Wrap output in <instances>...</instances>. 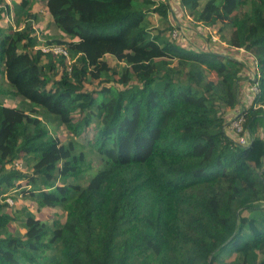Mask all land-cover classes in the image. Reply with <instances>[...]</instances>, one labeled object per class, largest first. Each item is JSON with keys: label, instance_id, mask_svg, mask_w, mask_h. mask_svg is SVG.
Here are the masks:
<instances>
[{"label": "trees", "instance_id": "16d2710c", "mask_svg": "<svg viewBox=\"0 0 264 264\" xmlns=\"http://www.w3.org/2000/svg\"><path fill=\"white\" fill-rule=\"evenodd\" d=\"M36 2L70 63L38 48ZM183 2L228 51L188 42L167 0L0 6V95L21 98L0 100V264H264V0Z\"/></svg>", "mask_w": 264, "mask_h": 264}, {"label": "rangeland", "instance_id": "374dc122", "mask_svg": "<svg viewBox=\"0 0 264 264\" xmlns=\"http://www.w3.org/2000/svg\"><path fill=\"white\" fill-rule=\"evenodd\" d=\"M17 1H21V0H17ZM167 1L169 2L170 7L172 8V11L175 12V15L177 17L175 26L178 27V29L182 32V34L184 35V38L188 42L197 44L198 46L207 48L209 50L228 51V47L225 48L224 47L225 45H223L224 43L220 42V37H219L220 34L218 32H216L214 29L203 28L204 26L198 25L196 21L192 20L191 15H189L190 14L189 9L186 7V5H184L183 0H167ZM5 4L12 5V0H3L0 6H5ZM32 10L38 14V18L36 21H34L33 26L35 29H37L38 35L40 36L39 45L42 42L46 41L48 38L58 37L60 31L58 30V28L55 26V24L51 20V16L48 10L46 9L45 4L43 2H36L33 4ZM13 16L10 18H5L6 20L4 19V21H1L0 25L5 26L6 28H9V26L14 25L15 21L13 20ZM14 19H15V16H14ZM153 20L155 23H159L158 25H160L162 28L165 27V25L161 24L159 17L157 15L153 14ZM219 27H220V24L216 26V29H219ZM229 31L230 29L227 28L224 31V33L228 34ZM44 34H48V37H46ZM210 35H212V37H210ZM241 58H243V60L247 62L246 64L249 67V76L250 77L253 76V73L255 72V64L251 60L243 56H241ZM106 59L110 63L111 66H117V62L112 56H108L106 57ZM56 76H58V74L55 73V77ZM246 87H247L246 81L241 80V87H240L241 92H243L246 89ZM0 100L6 105H9V106L16 105L17 106L20 104L21 98L20 97L9 98V97L0 95ZM248 104L249 102H246V105ZM242 107H245V105H242L240 108ZM235 114L236 113H234L232 117ZM58 132L63 136V138L65 139L67 138L65 128H61ZM228 132L233 133L230 127L228 128ZM88 161L90 162L91 168L89 169V171L84 173L83 175L84 179L81 180L83 183L88 179L89 174L91 172H94L96 168L99 166V159L94 155H89ZM18 165L19 167H22L20 166V162H18ZM9 198L13 202L11 205H13V208H15L16 203L14 202L13 198L11 197ZM24 201L29 202L31 207L35 209V211H38L39 215L43 218V220H47V221L49 220L50 223L53 222L55 219L65 218V213L63 212L61 208H58V207L48 208L47 207V208L38 209V205L36 204V202L30 201L28 199H25ZM261 202L263 203L264 201H261ZM10 230L13 232L19 233V234L23 232V227L19 219H16L13 223H11Z\"/></svg>", "mask_w": 264, "mask_h": 264}, {"label": "built area", "instance_id": "2783aa9c", "mask_svg": "<svg viewBox=\"0 0 264 264\" xmlns=\"http://www.w3.org/2000/svg\"><path fill=\"white\" fill-rule=\"evenodd\" d=\"M13 15L11 14L10 16H8V18L12 17ZM14 20V17H13ZM172 35L174 37L177 36V30H174ZM38 48H40L44 53H53V54H63L65 56H67V58H69V52L67 50V48L60 44V43H56V42H51L48 43L46 41L42 42L40 45H38ZM243 51V49H241ZM243 59V58H241ZM243 61V60H242ZM71 62L70 58H69V63ZM256 72L253 73L252 77H255ZM251 89L254 92H258V86L257 84H253L251 86ZM244 122H245V117L243 115V108H240L236 114L230 119L229 121V127L234 130L236 133H241L243 131V127H244ZM239 141L244 144V145H249L250 139H247L244 136H240ZM7 201L12 204V200L7 197Z\"/></svg>", "mask_w": 264, "mask_h": 264}, {"label": "crops", "instance_id": "0c3cea01", "mask_svg": "<svg viewBox=\"0 0 264 264\" xmlns=\"http://www.w3.org/2000/svg\"><path fill=\"white\" fill-rule=\"evenodd\" d=\"M241 60H243V59H241ZM245 63H247L245 60H243ZM251 136V135H250ZM250 136H249V138H250Z\"/></svg>", "mask_w": 264, "mask_h": 264}]
</instances>
